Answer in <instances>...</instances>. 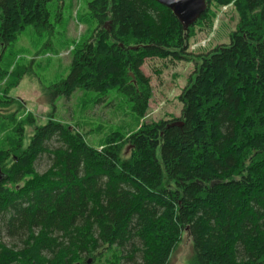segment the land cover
<instances>
[{"label":"trees","instance_id":"trees-1","mask_svg":"<svg viewBox=\"0 0 264 264\" xmlns=\"http://www.w3.org/2000/svg\"><path fill=\"white\" fill-rule=\"evenodd\" d=\"M52 1L0 0V45L50 28ZM212 4L232 5L238 23L227 45L198 56L180 127L142 124L95 149L50 121L24 147L27 122L0 117V236L11 242L0 241V264H171L183 236L189 264H264V0H208L194 25ZM89 11L96 27L54 95L116 91L144 117L141 67L186 60L194 25L185 32L154 0H93Z\"/></svg>","mask_w":264,"mask_h":264},{"label":"rangeland","instance_id":"rangeland-1","mask_svg":"<svg viewBox=\"0 0 264 264\" xmlns=\"http://www.w3.org/2000/svg\"><path fill=\"white\" fill-rule=\"evenodd\" d=\"M92 1L53 0L47 4L50 28L38 33L27 26L13 43L0 45V117L14 115L27 122L23 125L24 147L35 129L50 121L74 129L95 149L112 132L127 134L142 124L175 121L180 117V94L194 81L198 56L227 45L239 19L232 5L219 8L212 4L209 20L193 27L186 60H145L141 71L149 79L152 95L146 114L138 118L132 103L116 91L99 96L100 100L94 93L79 90L69 97L54 95V86L70 73L72 52L91 38L96 27L89 11ZM3 137L0 132V142ZM35 166L42 173L48 160L42 157ZM0 241L11 245L4 234ZM190 255V240L183 236L171 264H189Z\"/></svg>","mask_w":264,"mask_h":264},{"label":"water","instance_id":"water-1","mask_svg":"<svg viewBox=\"0 0 264 264\" xmlns=\"http://www.w3.org/2000/svg\"><path fill=\"white\" fill-rule=\"evenodd\" d=\"M167 8L186 32L205 13L208 0H154ZM132 77V76H131ZM182 122L175 121L170 126L180 127ZM89 263V262H88Z\"/></svg>","mask_w":264,"mask_h":264}]
</instances>
